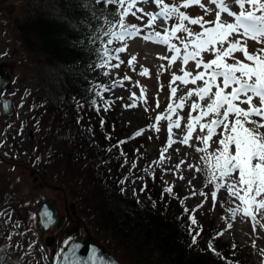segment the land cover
Masks as SVG:
<instances>
[{"label":"trees","instance_id":"1","mask_svg":"<svg viewBox=\"0 0 264 264\" xmlns=\"http://www.w3.org/2000/svg\"><path fill=\"white\" fill-rule=\"evenodd\" d=\"M103 8L95 0H22L9 22L16 43L37 69L38 84L30 90L31 97L36 101L42 97L51 104V113L64 111L83 127L66 131L61 119L35 126L41 142L49 136L51 152L60 158L51 164L47 157L49 172L60 173L64 189L81 207V218L94 221L95 225L86 222V227L123 264H252L243 249L221 241L216 233H205L207 227L199 225L188 205L181 203L174 185L156 175L146 159L130 166L141 139L130 141L122 135L110 116L114 98L107 96L108 90L96 95L107 89L112 76L107 66H97L102 63L98 49L104 45L93 38L107 30L106 15L113 24L118 19L108 15L116 11L115 5L102 12ZM116 44L110 47L115 49ZM110 54L115 56L114 51ZM69 170L71 179L65 176ZM131 176L145 182L141 200L126 198L118 187ZM2 242L0 264L33 263L11 249L6 252Z\"/></svg>","mask_w":264,"mask_h":264},{"label":"rangeland","instance_id":"2","mask_svg":"<svg viewBox=\"0 0 264 264\" xmlns=\"http://www.w3.org/2000/svg\"><path fill=\"white\" fill-rule=\"evenodd\" d=\"M168 2L169 1L165 0V3ZM180 2L181 0H174L175 4H179ZM203 2L213 9L212 14L205 15L198 6L181 9V11L186 12L190 17L203 16L204 20H214L215 6L208 5V0H203ZM21 6L22 0H0V64L5 65L6 72L9 73L8 93H14L13 103H15L16 109L14 113L15 120L18 118L21 121H25V133L27 132V135H31L30 137H27L26 135V137L21 140L24 141V144L26 143V145H30L27 147L29 149L34 145L39 170H44L46 173L51 174L54 183L65 191L69 203L73 205V212L71 211V213L74 214L72 216L73 220L75 221L77 218L80 219L88 233L104 246V244L89 230L90 228L88 229V227H86V222L91 221V225H95L93 223L94 221L89 219L90 217L87 218L86 221L81 218L78 211V208L81 207L74 203L67 189H64V184L59 178L60 173L55 172L54 174L48 170L51 169V164L60 161V158L59 156L56 157L55 153L52 154L50 148L52 146L49 136L45 139L47 143L41 142L42 138L38 135L36 131L37 127L35 126L40 122L48 125L50 123L49 121L54 122L61 119L66 127V131H68V128L72 131L82 130L83 127L82 125H77V120L75 123L70 120V117H66L63 113L64 111L51 113L53 111L51 104L45 101L42 97L40 99L37 98L38 101H36V98L31 97L30 90L32 91V89L38 84L34 74L37 69L36 67L33 68L29 59L24 56L22 48L16 43L14 28L9 25V22L16 17L15 14L19 11ZM137 7L143 9V13H137V16H140L141 19H136L130 15L126 18V21L129 23H135L138 27L142 28L144 31L141 35H143L148 31H152V29L145 28L147 16L144 15V13L158 11V8L151 2L138 4ZM233 10L238 11L236 8H233ZM222 19L231 22V18L227 17V15H223ZM173 23H175V20L168 21V25ZM164 26L163 23L157 21L154 30L162 31ZM190 27L195 32L200 31L198 26L191 25ZM126 43L128 45L127 50L119 53L120 61H123L120 63V66L118 68L108 67L109 74L112 76V81L107 86L109 92L107 96L114 98V101H111L110 103L112 104L110 116L115 120V124L120 128L122 135L126 138L129 137L130 141L138 138L141 139L135 158L132 159L130 166L133 167V164H135L136 167L140 164L141 158L146 159L148 166L152 168L156 175L161 176L164 180L174 185L178 191L179 197H181L183 203L187 204L191 209V212L196 217L199 225L207 227V232L205 230V233H216L221 241L228 242L237 248L243 249L244 254H247L248 256L250 263L264 264V254H262V250H264V228L261 227V225H264V218L259 214V212L264 211V209L257 210L253 206H249V216H244L242 211H238L237 214L233 216L230 211L231 209L237 208L238 205H240L241 208L244 206L241 205L239 200L234 198L230 200L226 189L223 188L218 192L214 206L211 192L214 190V183L217 181L208 183L207 186H205L206 171H196L197 168L205 167V162L201 160L200 157L206 155V153H198L196 151V147L203 148L204 145L198 143L195 137L197 135H206L207 130L200 132L199 126L194 125L196 130L193 131L192 139L189 141V144L192 146L190 147L181 143H174L163 153L164 159L161 160V149L166 146L168 140L169 120L162 118L157 122V115H161L162 117L170 115L167 111L169 103H172L175 106L179 101V98L184 96L188 89L199 86L201 82L198 81L196 85L189 83L185 86L177 80L171 85L172 87L177 88L175 97H171L169 85L172 81L173 74H176L177 76L182 75L180 71V61L177 60L171 67H169L167 59L161 60L158 58L160 56H171V53L167 51L166 47L145 42L139 37L127 40ZM120 46L122 45L117 42L116 47ZM259 47H264V45L257 44L250 39L247 41V50L249 53L254 52ZM115 55L117 54L115 53ZM234 55L237 59L244 60L242 53L236 52ZM132 56L136 57V62L134 67H129L128 61ZM203 58L205 61H208L213 57L210 54L205 53ZM228 62L233 63L232 60H229ZM116 63H118V61L113 59L112 64ZM161 65H164V67L161 68ZM145 68L148 70L147 75H139V72ZM185 70L190 71L193 74L197 72L195 64L192 62L186 66ZM125 76L130 77V79L125 80ZM114 82L117 84L122 82V85L113 86ZM141 88L145 90L143 100L140 98ZM213 91H215V89H213ZM228 91H231V89H228ZM133 93H135V100L132 99ZM195 99L196 97H192L191 100L187 101L184 104L182 111L176 109V112L182 117L180 120V127H174L172 129L173 139L176 141H179L186 134L185 125L189 122L188 115L191 110L190 106L192 100ZM133 103H135L136 106L130 107ZM204 103H207V101ZM253 103L258 105L259 101L254 100ZM157 104L159 105L158 107ZM239 106L243 109L248 108L247 104H241ZM145 109H147V111ZM198 114L199 110L192 112L193 116ZM170 119L175 121L177 116L170 115ZM208 119H211V117L205 118L201 123ZM229 119L231 120L233 117L230 116ZM253 119H259V117H253ZM85 123V121L82 122V124ZM154 124L159 127V131H156L155 128L152 127ZM247 126L251 127L250 124ZM45 128V132L48 134V126ZM141 130H143L141 135H135ZM215 131L220 133L223 129L218 128ZM90 132L91 131H89V133ZM219 139V135L211 137L207 153H213L220 147L218 143ZM86 140L89 141V138ZM40 144L41 147L37 149V145L40 146ZM47 157L48 160L50 159L51 164H45ZM214 164L215 158L209 157L208 171L214 170L212 168ZM177 165H179V169H177ZM44 167L47 169L45 170ZM70 171L71 170L65 175L67 179H71ZM216 175L218 177L219 173L217 172ZM179 177H183V179H180ZM121 181H124V183H120ZM121 181L118 182V187L120 188V191L123 189L122 194L126 198L133 197L137 200H141L145 183L143 179L131 176L130 178ZM20 183L21 190L33 187L32 184H28V181H21ZM71 183L74 184L73 182ZM201 191L205 193V196L199 194ZM23 193L24 198L27 196V198L30 199V207H32V204L36 200L41 199L44 195L53 197L56 194L45 188H37L35 193L32 191H25ZM193 193L196 194L193 195ZM252 216H255L256 220L259 221V223L255 225V228ZM83 225L79 224L76 225V227L70 228L69 232L59 233L61 246L64 245L65 242H68L73 234L79 238L83 237ZM70 226L71 225H69V227ZM57 229L58 228H50L44 233L43 239L49 237L50 234L55 233L54 231ZM93 230L95 229L93 228ZM9 236H11V239H8ZM2 241L5 243L6 248L13 250L21 259L28 258L26 260L29 262L32 261V264H47L43 256H39L41 251L39 249V232L35 226L33 208H3L2 211H0V243ZM103 241H105V238ZM36 242V250H33L30 244H35ZM47 250L50 253V248H47ZM56 253L57 252H55V256ZM51 258L53 259L52 256Z\"/></svg>","mask_w":264,"mask_h":264},{"label":"snow or ice","instance_id":"3","mask_svg":"<svg viewBox=\"0 0 264 264\" xmlns=\"http://www.w3.org/2000/svg\"><path fill=\"white\" fill-rule=\"evenodd\" d=\"M95 2L103 4L102 12L109 5H115L116 11L108 13V15L118 17L116 23L113 24L106 15L104 22L108 25L107 30H102L93 38V42L100 40L104 45L102 50L98 49V54L102 59V63L97 65L98 67L118 68L123 62L120 61L119 53L127 50L126 41L139 37L145 42L166 47L171 56L158 58L167 59L169 67L177 60L180 61L182 75L173 74L169 85L171 97H175L177 92V88L171 86L177 80L185 86L189 83L196 85L198 81L201 82L199 86L188 89L175 106L169 103L167 111L170 115L177 116L175 121L170 119V115L163 117L157 115V122L162 118L169 120L168 140L166 146L161 149V160L164 159L163 153L174 143L191 147L189 141L192 139L193 131L196 130L194 125H198L199 131L207 130V134L195 137L198 143L204 145L203 148L196 147V151L206 153L200 157L205 162V167L197 168L196 171H206L205 186L217 181L211 192L213 205L215 206L218 192L223 188L226 189L230 200L233 198L239 200L244 206L241 208L238 205L237 208L231 209L233 216L238 211H242L244 216H249V206H253L257 210L264 209V47H259L252 53L247 50L249 39L264 45V0H208V5L215 6V19L211 21L204 20L203 16L190 17L186 12L181 11V9L198 6L205 15L212 14L213 9L208 7L203 0H181L179 4L171 5L165 3V0H95ZM147 2L154 3L158 11L144 13L147 16L145 28L152 29V31L141 35L144 30L135 24H127L126 18L131 15L136 19H141L137 13H143V9L137 5ZM233 8L238 11H234ZM223 15L231 18V22L223 20ZM170 20H175V23L168 25ZM157 21L165 25L162 31L154 30ZM191 25L198 26L200 31H193ZM116 28L119 30H114ZM114 42H119L122 46L112 49L110 46ZM113 51L117 55L112 56L110 53ZM236 52L243 54V61L235 57ZM205 53L210 54L213 58L205 61L203 58ZM113 59L118 63L111 64ZM229 60H232L233 63H229ZM135 62L136 57L132 56L128 61L129 67H134ZM190 62L195 64L197 69L195 74L185 70ZM163 67L164 65H161V68ZM147 73L148 70L145 68L139 72V75L145 76ZM104 75H108V73L105 72ZM124 79L128 80L130 77L125 76ZM121 85L122 82L113 84V86ZM3 88L4 86L0 85V98L4 94ZM105 90L108 89L101 88V91L96 95L100 96L101 92ZM144 92L145 90L141 88L140 98L142 100ZM192 97H196V99L192 100L190 106L189 122L185 125L186 134L176 141L173 139L172 129L179 128L182 119L176 109L182 111L184 104ZM132 99H136L135 93H133ZM254 100H258L259 104L253 103ZM205 101L207 103H204ZM241 104H247L248 108H241L239 106ZM135 106V103L130 105V107ZM4 107L7 108L8 105L5 104ZM145 110L147 111V109ZM197 110H199V114L193 116L192 112ZM230 116L233 119L230 120ZM207 117H211V119L201 123ZM253 117H259V119H253ZM249 124L251 127L247 126ZM152 127L156 131L160 130L156 124ZM218 128L223 131L217 133L215 130ZM142 131H138L135 135H141ZM216 135L220 136L218 140L220 147L213 153H207L209 140ZM209 157L215 158L212 171H208ZM176 167L179 169V165ZM217 172L219 173L218 177ZM179 178L183 179V177ZM120 183H124V181ZM165 191L171 193L172 190L166 188ZM195 194L193 193V195ZM199 194L205 196L202 191ZM185 211L188 210L185 209ZM259 214L264 218V211H260ZM45 218L49 223L51 222V217L47 213H45ZM252 220L255 228L259 221L255 216H252ZM261 227L264 228V225ZM8 239H11V236ZM195 242V237H193V243ZM79 249V244H73L66 253L61 249L56 253L57 259L63 255V264H116L114 260L102 255L95 247L89 249L85 257L76 255ZM262 254H264V250H262ZM45 258L47 259V257Z\"/></svg>","mask_w":264,"mask_h":264},{"label":"flooded vegetation","instance_id":"4","mask_svg":"<svg viewBox=\"0 0 264 264\" xmlns=\"http://www.w3.org/2000/svg\"><path fill=\"white\" fill-rule=\"evenodd\" d=\"M0 73H3L9 82V73L6 72V66L3 64H0ZM8 89L9 83L3 89L4 94L2 98H8L11 101L12 112L9 117L5 116L0 104V211L3 208H35L40 201L48 203L54 201L56 203L57 214L62 218L60 226L54 231L55 233L49 235L51 243L48 248H50V255L55 261V252H59L61 249L59 233L69 232L70 228L76 227L79 224L81 225V223L73 220L72 216L74 214L71 213L73 206L69 203L65 191L54 183L51 174L46 173L44 170H39L34 145L29 149L27 147L30 145L24 144V141L21 140L27 135V132L25 133V121H21L18 118L15 120L14 95L13 93H8ZM30 136V134L27 135V137ZM21 181H28V184H32L33 187L21 190ZM37 188H45L56 194L53 197L44 195L30 207V199L27 196L24 198L23 192L32 191L35 193ZM69 225L71 226L69 227ZM73 237L77 236L73 234L71 238ZM2 244L5 248V243L2 242ZM30 245L33 250H36L37 242ZM39 249L42 250L41 244L39 245Z\"/></svg>","mask_w":264,"mask_h":264},{"label":"water","instance_id":"5","mask_svg":"<svg viewBox=\"0 0 264 264\" xmlns=\"http://www.w3.org/2000/svg\"><path fill=\"white\" fill-rule=\"evenodd\" d=\"M0 85H3L4 88L8 85V80L3 73H0ZM3 88V89H4ZM2 89V90H3ZM1 108L6 117H9L12 112L11 101L8 98H0ZM7 104L8 107L5 108L4 105ZM73 206V205H72ZM33 213L35 215V225L36 229L39 232V238L41 241V247L44 249V255L47 257L48 264H63V255L59 259L56 258L55 262L49 257V254L45 248L51 243V239L49 237H45L43 239V235L50 228H56L61 224L62 218L57 214L56 203L54 201L48 203L46 201H40L35 208L33 209ZM45 213L51 217V222L49 223L45 218ZM75 222H81L80 219H76ZM84 236L80 238L73 237L69 240L66 245L62 248L66 253L72 247L73 244H79L80 249L77 252V256L85 257L88 253V250L95 247L97 248L102 255L105 257H109L116 262V264H123L120 262L115 256H113L101 243H99L95 238H93L83 225Z\"/></svg>","mask_w":264,"mask_h":264}]
</instances>
